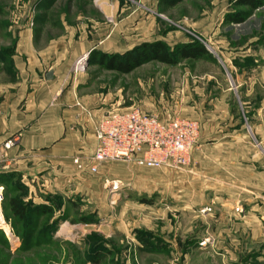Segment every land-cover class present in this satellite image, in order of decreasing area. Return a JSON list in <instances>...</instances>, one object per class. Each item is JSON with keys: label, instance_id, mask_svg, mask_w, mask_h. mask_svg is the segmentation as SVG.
<instances>
[{"label": "rangeland", "instance_id": "1", "mask_svg": "<svg viewBox=\"0 0 264 264\" xmlns=\"http://www.w3.org/2000/svg\"><path fill=\"white\" fill-rule=\"evenodd\" d=\"M171 1L0 0V92L24 88L22 72L33 63L29 51L40 53L48 46L64 42L99 44V49L85 56L86 60L84 57L75 62L74 71L87 76L83 92L114 105L110 112L138 107L164 118L170 115L190 118V107L191 113L204 116L213 109L209 100L224 92H264V3L250 11L248 7L237 6V0H182L174 6ZM236 12H250L251 16L239 25L226 23L227 16ZM112 33H117L122 47L133 46L132 49L146 42L161 41L173 52L177 44L197 41L211 56L183 60L176 66L151 61L122 74L98 63L99 52L115 54L112 48L101 45ZM248 62H255V66L248 67ZM231 94L227 100L238 108V99ZM238 114L241 116L239 108ZM17 142L18 136H13L0 152V195L6 222L1 223L4 230L0 228V264H94L92 260L95 264H234L249 259L246 256L251 253L250 246L244 248L239 258L219 253L222 247L230 250L234 241L219 244L216 219L201 221L212 211L205 206L213 200L209 189L213 186L220 191L222 184L218 177H204L202 162L191 173L192 152L189 165L182 169H142L111 162L113 171L119 175L123 171L127 178L100 179L101 189L95 194L65 195L56 191L47 195L41 193L42 182H32L36 174L29 176L28 167L31 169L32 163L20 165L19 158L12 157L15 161H11L6 153ZM106 180L120 182V188L110 191ZM15 197L29 211L32 206L45 205L51 208V213L40 217L30 214L25 221L10 219L6 207ZM178 204L181 208L189 205L190 209H176ZM159 210L176 214L183 246L191 235L196 238L194 242H199L187 259L175 253L162 256L141 253L145 237L141 219ZM192 219L196 229L187 234ZM106 221L114 230L110 238L92 230ZM124 226L133 229L136 243L125 239ZM50 227L54 230L52 234L47 231ZM124 250L130 251V255ZM261 258L253 260L264 264Z\"/></svg>", "mask_w": 264, "mask_h": 264}, {"label": "crops", "instance_id": "2", "mask_svg": "<svg viewBox=\"0 0 264 264\" xmlns=\"http://www.w3.org/2000/svg\"><path fill=\"white\" fill-rule=\"evenodd\" d=\"M121 42L117 33H112L101 45L105 49L112 48L115 53L132 49L133 46L122 47ZM56 48L61 52L54 51ZM94 49H99L98 43L64 42L48 46L40 53L29 51L33 63L22 72L24 88L0 92V152L4 151L7 140L17 135L16 147L6 153L11 161H15L12 157L19 158L20 165L32 163L33 167H28L29 176L36 174L32 182H42L41 193L95 194L101 189L100 179L127 178L123 171V175L115 173L112 165L109 166L111 163L100 165L99 172L94 175L79 172L73 164L75 158L85 161L94 153L96 127L107 112L114 110V105L99 100L97 95L83 92L87 76L74 71L75 62ZM231 93L238 99L236 105L241 116L238 108H233L227 100ZM217 97L209 100L213 109L204 116L191 113L192 107L188 109V119L201 126L199 145L192 151L194 167L191 173L194 174L195 166L202 162L204 177H218L222 184L220 191L213 186L209 189L213 200L205 206L212 211L201 221L216 219L219 244L234 241L230 250L222 247L219 253L239 258L244 248L250 246L251 253L246 256L249 259L234 264H256L261 256L264 260V92H224ZM179 207L183 208L178 204L176 209ZM183 209L188 210L190 206ZM175 215L159 210L141 219L144 226L140 228L145 236L141 242L144 245H141L142 254L175 253L184 259L192 255V247L199 246V242H194L196 238L191 235L186 237V245H182ZM194 221L192 219L187 234L196 229ZM92 230L106 238L114 234L107 221ZM132 230L124 226L123 235L136 243ZM58 236L56 233L55 238Z\"/></svg>", "mask_w": 264, "mask_h": 264}, {"label": "built area", "instance_id": "3", "mask_svg": "<svg viewBox=\"0 0 264 264\" xmlns=\"http://www.w3.org/2000/svg\"><path fill=\"white\" fill-rule=\"evenodd\" d=\"M94 153L73 163L82 173L97 174L102 164L122 162L148 169H182L189 165L191 152L201 135L199 122L181 116L160 115L141 108L107 113L98 123ZM110 191L120 188L118 181H105ZM0 195V228L5 225ZM3 217V221L1 220ZM4 230V229H3Z\"/></svg>", "mask_w": 264, "mask_h": 264}, {"label": "trees", "instance_id": "4", "mask_svg": "<svg viewBox=\"0 0 264 264\" xmlns=\"http://www.w3.org/2000/svg\"><path fill=\"white\" fill-rule=\"evenodd\" d=\"M181 1L182 0H173L170 2V4L174 6ZM263 3V0H237L236 5L245 6L248 7L250 11H255L262 7ZM250 16V12H236L227 16L226 23L239 25L246 22ZM99 53L101 59L98 63L100 65H103L110 71H116L122 74H129L140 66L151 61H158L164 64L176 66L183 60H200L202 58L211 56L206 47L197 41L177 44L173 52H170V49L165 43L157 41L153 43H143L131 50L124 52L123 54ZM246 65L248 67L255 66L252 62H248ZM239 66L242 67V64ZM32 208L33 209H30L29 211L27 205L22 204V200L15 197L9 201L8 208L6 207V213H9L10 219L14 218L17 221H25L28 216H30V214L33 217H40L51 213V208L45 205H38L35 207L32 206ZM52 229L53 228L50 227L47 229V231H51L52 234L54 232ZM92 262L95 264V261L92 260Z\"/></svg>", "mask_w": 264, "mask_h": 264}, {"label": "bare ground", "instance_id": "5", "mask_svg": "<svg viewBox=\"0 0 264 264\" xmlns=\"http://www.w3.org/2000/svg\"><path fill=\"white\" fill-rule=\"evenodd\" d=\"M85 60H86V58H85ZM64 228V227H63Z\"/></svg>", "mask_w": 264, "mask_h": 264}]
</instances>
